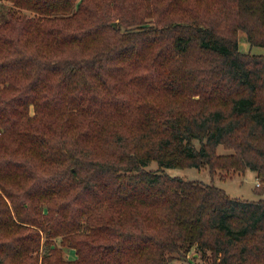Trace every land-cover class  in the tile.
<instances>
[{
  "label": "trees",
  "instance_id": "16d2710c",
  "mask_svg": "<svg viewBox=\"0 0 264 264\" xmlns=\"http://www.w3.org/2000/svg\"><path fill=\"white\" fill-rule=\"evenodd\" d=\"M3 1L0 264H264V0Z\"/></svg>",
  "mask_w": 264,
  "mask_h": 264
},
{
  "label": "rangeland",
  "instance_id": "374dc122",
  "mask_svg": "<svg viewBox=\"0 0 264 264\" xmlns=\"http://www.w3.org/2000/svg\"><path fill=\"white\" fill-rule=\"evenodd\" d=\"M8 1L0 0V20L6 16L8 9L10 8ZM25 14H29L25 12ZM238 48L241 51L251 53L264 54V46L250 45L247 41L246 34L243 30H238ZM230 150L224 149L221 145L217 146L218 153L229 152ZM147 169H156L157 163L151 161L146 165ZM164 170L172 175L180 176L184 179L200 181L203 183H213L223 188L230 196L239 197L248 200H256L264 197V180H260L256 172L251 169H245L241 171H224L215 170L210 173L207 165L200 167H165ZM259 184V186H257ZM57 238V242H58ZM63 256L67 259H74L76 257L72 248L63 247ZM201 253L197 252L192 247L187 254L183 257L177 258L174 263L176 264H208L207 261L200 256ZM42 264V263H40Z\"/></svg>",
  "mask_w": 264,
  "mask_h": 264
}]
</instances>
